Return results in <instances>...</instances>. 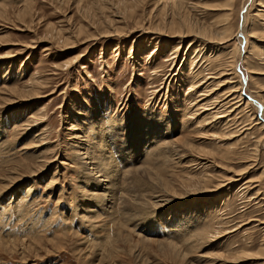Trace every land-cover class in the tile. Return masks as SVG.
Returning <instances> with one entry per match:
<instances>
[{"label": "rangeland", "instance_id": "374dc122", "mask_svg": "<svg viewBox=\"0 0 264 264\" xmlns=\"http://www.w3.org/2000/svg\"><path fill=\"white\" fill-rule=\"evenodd\" d=\"M216 21L220 52L184 25ZM263 115L264 0H0V264H264ZM80 141L110 153L107 197L146 204L90 199ZM147 160L162 183L135 176Z\"/></svg>", "mask_w": 264, "mask_h": 264}, {"label": "bare ground", "instance_id": "6f19581e", "mask_svg": "<svg viewBox=\"0 0 264 264\" xmlns=\"http://www.w3.org/2000/svg\"><path fill=\"white\" fill-rule=\"evenodd\" d=\"M172 2V1H171ZM173 2H175V1H173ZM166 3H169V2H166ZM176 3V2H175ZM174 4V3H173ZM27 5H29V4H27ZM26 5V6H27ZM166 5V4H165ZM169 5V4H168ZM212 5V4H211ZM228 9V8H227ZM227 13V12H226ZM221 14V13H220ZM216 16V15H215ZM231 16V15H230ZM229 16V17H230ZM224 18L225 19H227V16H226V14H225V16H224ZM223 18V19H224ZM223 20H221L220 22H222ZM209 22V21H208ZM217 22V21H216ZM219 22V21H218ZM218 22L215 24V25H219L218 24ZM229 22V21H228ZM186 23V22H185ZM184 23V25H186L187 26V28L189 29V33H195V34H197V35H199V36H201L202 38H203V41H204V44H202L203 46H204V48L205 49H211V51H219L220 52V48L218 47V46H216V45H218V42L220 41L221 43L222 42H224V41H222L223 40V38H224V35L225 34H227L226 32L228 31V30H226V31H224V30H222L223 28H222V26L220 27V25L218 26V28L216 29V27L217 26H215V25H213L212 26V28H208V27H206V26H204L203 25V27H201V26H198V27H193L190 23H186L185 24ZM226 23V22H225ZM183 24V23H182ZM181 24V25H182ZM229 24H230V22L228 23V26H229ZM225 25V24H224ZM183 26V25H182ZM182 26H181V28H182ZM224 27V26H223ZM226 27V26H225ZM230 27V26H229ZM228 28V27H227ZM230 28H232V27H230ZM229 29V28H228ZM244 30V29H243ZM245 31V30H244ZM188 33V34H189ZM191 35V34H190ZM196 35V36H197ZM229 36H230V34H229ZM231 37V36H230ZM202 42V41H201ZM196 44V43H195ZM201 45V46H202ZM178 49V48H177ZM200 50H202V49H200ZM247 50V49H246ZM234 51V50H233ZM236 49H235V51H234V55L233 56H231L230 57V59L231 60H229L230 62H229V65H237V60H239V58H240V56L238 55V53L236 54ZM70 64V63H69ZM239 64V63H238ZM223 65V64H222ZM210 67H214V68H216L215 66H210ZM213 68V69H214ZM223 67H221V69H222ZM225 68V67H224ZM209 69H211V68H209ZM226 69V68H225ZM224 69V71H216L217 69H215V71L214 70H208L209 72H211V73H213V75L211 76V75H209L210 77H208L207 76V78H212V77H214V78H218V77H221V76H231L229 79L230 80H228L227 82H235V81H233L234 79H235V77H233V75H235V72H233L231 69L230 70H225ZM208 72V73H209ZM207 73V74H208ZM240 73V72H239ZM206 74V75H207ZM236 76V75H235ZM197 77V76H196ZM195 77V78H196ZM205 77V76H204ZM203 77V78H204ZM237 77V76H236ZM206 79V78H205ZM202 80H204V79H202ZM209 80V79H208ZM220 80H223V78L222 79H220ZM32 81H34V80H32ZM31 81V82H32ZM199 81V80H198ZM224 81V80H223ZM237 81V80H236ZM35 82V81H34ZM195 82H197V81H195ZM208 81H205V82H203V83H201L200 85L202 86V84H204V83H207ZM211 82L212 83H215L216 84V82L214 81L213 82V80H211ZM39 82H36V84H38ZM222 83V82H221ZM220 83V84H221ZM225 83V82H224ZM209 84V83H208ZM214 84V85H215ZM220 84H218V85H220ZM32 85H34V83L32 84ZM207 85V84H206ZM228 85V84H227ZM39 86V85H38ZM193 87L195 86L194 84L192 85ZM196 86H199V85H196ZM213 85H211L210 87H212ZM205 88L203 89V95L205 96L204 98H202V100H204V99H208L209 101H210V104H207V102H209L208 100L206 101V105H203L202 104V114L203 113H207V118L205 117V119H204V121H206L207 120V124H212V122H215V123H219L220 121L221 122H224L225 123V119H221V118H226V116H224V115H222L221 113V116H219V117H217V114H218V110H217V114H216V111H215V114H211L210 115V113H208L207 111H211V108H209V107H211V103L213 104V106L215 107L216 106V104L218 103V105L220 106V105H223L224 104V106H226L227 105V103L226 102H224V103H222L224 100H219V99H221V97H222V95L220 96V97H218L217 95V99L215 100V98H214V100H213V96H215V95H213V94H215L214 92H211L210 93V89H209V87H207V86H204ZM214 87V86H213ZM216 87H218L217 85L215 86V90H216ZM18 87H15V89H13V92L14 93H18V89H17ZM195 88V87H194ZM228 88V87H227ZM214 89V88H213ZM241 89V88H240ZM10 90V89H9ZM35 90V89H34ZM235 90V89H234ZM239 90V89H238ZM232 91V90H231ZM231 91H228V92H231ZM240 91V90H239ZM221 93V92H220ZM233 93V92H232ZM23 94V93H22ZM25 94V93H24ZM210 94V95H209ZM217 94H219L218 92H217ZM233 94H235V93H233ZM28 95V94H27ZM26 94H25V96L26 97H32V96H34L35 94H34V92L33 93H31V94H29L28 96H27ZM207 95V96H206ZM213 95V96H212ZM230 95H231V93H230ZM230 95H227V96H230ZM200 96H202L201 94H200ZM208 96H212L211 97V100H213V102H211V100L209 99L210 97H208ZM22 97V96H21ZM24 97V96H23ZM198 97V96H197ZM208 97V98H207ZM239 98V97H238ZM249 98L251 99H244V103L246 102V104H248L249 105V100L251 101V102H254V103H256L257 105H260V102L255 98V97H253L252 95L251 96H249ZM242 100V99H241ZM240 100V101H241ZM215 101V102H214ZM204 102V101H203ZM222 103V104H221ZM226 103V104H225ZM229 103V102H228ZM245 104V105H246ZM210 105V106H209ZM223 106V107H224ZM247 106V105H246ZM250 106V105H249ZM239 107H240V104H239ZM248 107V106H247ZM219 108V107H218ZM215 109V108H214ZM221 109V108H220ZM199 110V109H198ZM200 110H201V108H200ZM199 110V111H200ZM216 110V109H215ZM225 110H226V113H227V109L225 108ZM201 112V111H200ZM213 112V111H212ZM211 112V113H212ZM219 112H220V110H219ZM231 112V111H230ZM223 113H225V111H223ZM229 113V112H228ZM195 115V114H194ZM210 116V117H209ZM264 116V115H263ZM228 117V116H227ZM211 120V121H210ZM230 120V119H229ZM228 121V120H227ZM203 123V122H202ZM225 124H227V122L225 123ZM229 124V123H228ZM213 125H215V124H213ZM219 126V125H218ZM216 128V127H215ZM72 130V129H71ZM233 130V129H232ZM132 134V133H131ZM226 134V133H225ZM233 134V133H232ZM133 135V134H132ZM219 135V134H218ZM81 138V137H80ZM108 138H110V139H113L112 137H111V135H105L104 134V136L102 137V134H101V137H100V142H98L100 145V147L102 146L103 148H106L107 150H109L110 148H107V147H105V145L108 143ZM182 138V137H181ZM181 138H179V139H181ZM5 139V138H4ZM153 140H157V139H155V138H152ZM162 139H164V138H162ZM84 140V139H83ZM75 141V140H74ZM99 141V140H98ZM160 141L161 140H157V141H155V143L157 144V145H155L156 147L154 148V150H152L151 152H154V155H151V156H154V160L157 162V161H159V160H161L162 158H165V159H168L169 160V156H167L168 154H165V151H166V149L165 148H163L159 143H160ZM179 141V140H178ZM1 142V141H0ZM3 142H4V140H3ZM2 142V143H3ZM81 142V145L82 146H80V147H82V148H84V147H86V146H84V145H87V143H83L82 144V141H80ZM85 142H87V141H85ZM79 143V142H78ZM154 143V142H153ZM77 145V144H76ZM75 145V146H76ZM79 145V144H78ZM166 146V145H165ZM95 149H97V147L95 146L94 147ZM168 148H170L169 146H168ZM215 149V148H214ZM84 150H85V155H86V157L84 156V157H82L83 156V154L82 155H79L80 157H82L81 159H80V157H79V159L81 160L80 161V163H81V165L82 166H84V168H83V174H84V176H86L87 177V179L88 180H90L91 181V187H89L88 188V192H87V194H89L90 195V199L91 198H94V199H97L98 201H100V203L102 204V205H105L104 207H105V211L107 212V213H109L108 211H110V209H115L117 206H120V208H121V211L123 212H125V210L127 209V204H128V200L130 199L133 203H135L136 205H139V204H141L142 202L144 203V205L146 204L144 201L146 200H141L140 201V199L142 198V196H141V198L138 196L139 194V192L137 193L136 191H134V188L133 187H131L130 185H123V189H122V196L120 197V196H118V197H116L114 194H111V196H110V198L109 197H107L106 196V194L108 193V191L110 190V188H111V186H112V184H111V177L113 176V173H112V171H114V170H110V167H109V165H110V163H107L106 162V160H108L109 159V155H107L108 153H109V151L107 152V153H105V154H101V153H98V154H96V153H94V155H93V153L92 152H90L88 149H86V148H84ZM87 150V151H86ZM93 150V149H92ZM171 150V149H170ZM173 151V150H172ZM101 152V151H100ZM167 152H168V149H167ZM202 152V151H201ZM110 154V153H109ZM151 154V153H150ZM149 154V155H150ZM162 155H164L163 157H162ZM166 155V156H165ZM170 155V154H169ZM90 159V161L88 160V158ZM139 157H140V155H139ZM44 158V157H43ZM138 158V157H137ZM45 159V158H44ZM89 161H87V160ZM139 160L141 159V157L140 158H138ZM164 159V160H165ZM50 160V159H49ZM19 162V161H18ZM153 162V161H152ZM35 163V162H34ZM30 166H31V164H29ZM157 165H159L158 163H151L149 160H147L145 163H143L142 165H139V166H137V167H135V170H136V177H138V173L141 171V169L144 171H146V172H143V173H148L149 174V177H150V179L151 180H153V181H160V183H162L163 182V179H161V177H159L158 175H157V172H156V170L155 169H157V167H155V166H157ZM20 167L22 166V167H24V165L23 164H20L19 165ZM105 166H108L109 167V169H107V168H105ZM15 167V166H14ZM31 168H33V167H31ZM160 168V167H159ZM19 169V168H18ZM23 169V168H22ZM19 170H21V169H19ZM32 170V169H31ZM34 170V169H33ZM134 170V171H135ZM127 172L125 173V176H126V174H127V176H128V174L130 175V173H132V171H133V169H128V170H126ZM24 173V172H23ZM134 174H135V172H134ZM156 174V175H155ZM24 175V174H23ZM119 175V174H118ZM153 175H155V176H153ZM207 176H208V174H207ZM8 177V176H7ZM6 177V178H7ZM15 177H16V175H15ZM130 177V176H129ZM129 177H127V178H129ZM197 177V176H196ZM200 178H201V176H199ZM204 177V176H203ZM132 178H134V175L132 176ZM205 178V177H204ZM208 178H210V177H208ZM124 179V178H123ZM130 179V178H129ZM136 179V178H135ZM191 179V178H190ZM12 180H14L13 178H12ZM125 180L126 179H124V182H125ZM189 180V179H188ZM202 180V179H201ZM128 181V180H127ZM136 181H138L139 183L141 182V180H140V178H138ZM192 181V180H191ZM194 181V180H193ZM11 183H13L14 181H10ZM93 182H97L98 183V185H93L92 183ZM131 182V181H130ZM133 182H135V180L133 179ZM151 183H152V181H150ZM198 182H200V181H198ZM202 182V181H201ZM206 182H208V180L206 181ZM209 182H211V181H209ZM147 183V182H146ZM128 184V183H127ZM131 184H133V183H131ZM195 184H196V182H195ZM147 185H149V184H147ZM151 185V184H150ZM154 185H155V182H154ZM191 185V184H190ZM190 185H188V186H190ZM200 185H203V184H200ZM199 186V185H198ZM8 187V186H7ZM160 187V186H159ZM156 188V187H155ZM161 188H162V186H161ZM193 188V187H192ZM195 188V187H194ZM202 188H203V186H202ZM107 189V190H106ZM100 190H102V191H104V192H100ZM131 190V191H130ZM208 190V189H207ZM138 191V190H137ZM188 191V190H187ZM134 192V194H132ZM137 193V194H136ZM168 193V192H167ZM170 193V192H169ZM192 193V192H191ZM197 193V192H196ZM183 195H184V193H183ZM182 195V196H183ZM180 196V195H179ZM185 196V195H184ZM106 197V198H105ZM128 197H130V198H128ZM160 197H162L161 195H160ZM156 199H157V197H155ZM96 200V201H97ZM158 201H155V202H151L152 204H155L156 206H158V205H161V202L162 203H164V202H166V201H168V199L167 198H160V199H157ZM92 203V202H91ZM131 202H129V204H130ZM90 205V204H89ZM89 205H87V206H89ZM143 205V204H142ZM131 206H132V204H131ZM91 209H93V207H92V205H90L89 206V209L86 211V215H87V213L89 212V211H91ZM108 210V211H107ZM120 210V209H119ZM92 211H94V210H92ZM111 212H113V211H111ZM122 212H121V214H122ZM116 213V212H115ZM126 214L127 215H129V216H133V217H135L133 214H135V213H132L129 209L126 211ZM83 216H85V215H83ZM125 215H123V217H124ZM131 216V217H132ZM82 219V218H81ZM123 219V218H122ZM130 219V218H129ZM133 219V218H132ZM214 230H216V229H214ZM219 231V230H218ZM218 231H217V233H218ZM215 232V231H214ZM216 234V233H215ZM221 234V233H220ZM214 237H217V236H214ZM207 239H209V238H207ZM2 241V240H1ZM153 241V240H152ZM156 241V240H155ZM178 248V247H177ZM179 249V248H178ZM263 250V249H262ZM177 252V251H176ZM240 252L242 253V251L240 250ZM262 252V251H261ZM181 253V252H180ZM230 253V252H229ZM234 254H235V252H233ZM232 253V254H233ZM257 253V252H256ZM221 253H219V255H220ZM237 254H240L239 252H237ZM262 254H264V250H263V252H262ZM218 255V256H219ZM259 255V254H258ZM235 255H233V256H231V258L232 257H234ZM253 256V255H252ZM230 257V256H229ZM236 257H237V255H236ZM247 257V256H246ZM250 257V256H249ZM256 257V256H255ZM264 257V256H263ZM222 258V257H221ZM241 258V257H240ZM259 258V257H258Z\"/></svg>", "mask_w": 264, "mask_h": 264}]
</instances>
